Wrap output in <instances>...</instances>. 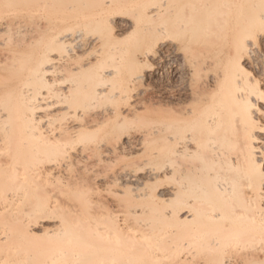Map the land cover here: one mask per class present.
Instances as JSON below:
<instances>
[{
	"label": "bare ground",
	"instance_id": "6f19581e",
	"mask_svg": "<svg viewBox=\"0 0 264 264\" xmlns=\"http://www.w3.org/2000/svg\"><path fill=\"white\" fill-rule=\"evenodd\" d=\"M22 1L0 12L25 33L0 48V264L264 255V0ZM174 65L176 104L140 98Z\"/></svg>",
	"mask_w": 264,
	"mask_h": 264
},
{
	"label": "rangeland",
	"instance_id": "374dc122",
	"mask_svg": "<svg viewBox=\"0 0 264 264\" xmlns=\"http://www.w3.org/2000/svg\"><path fill=\"white\" fill-rule=\"evenodd\" d=\"M2 1H5L4 2V4H6V6H2V7H0V12H4V11H7L8 9L10 10L11 8H13V9H16V8H18V5L20 4V2L18 3V5H17V7L15 8V7H11L12 6V2H14V1H16V0H2ZM12 1V2H11ZM22 1V0H21ZM1 2V1H0ZM7 2V3H6ZM24 1H22L21 3H23ZM3 3V2H2ZM2 3H0V6H1V4ZM9 3V4H8ZM15 3V2H14ZM13 3V4H14ZM26 3V2H25ZM35 3V2H34ZM11 4V5H10ZM36 4V3H35ZM34 4V5H35ZM97 3H93V4H90V7H94L95 5H96ZM59 5H60V3H59ZM11 7V8H8L7 9V7ZM61 7L63 6V5H60ZM35 7V6H34ZM5 8V10H3ZM19 8H20V5H19ZM28 8V7H27ZM7 9V10H6ZM4 14H6V13H4ZM25 33H22V34H20V36L19 35H17V34H15L14 33V31H9V32H4V33H2L1 35H0V48H8V47H11V46H14V43L16 44L17 42L19 43V40L21 41L22 39H23V37L25 38V35H24ZM23 36V37H22ZM18 38V39H17ZM4 45V46H3ZM1 67H2V65H0ZM174 68H177V65H174V67L172 68V71H173V74H168L167 75V77L168 78H164V75L162 74L163 72H162V70H159L158 71V73L156 74L155 73V76H153V77H151V78H149V79H145L144 81H142L138 86H137V89H136V91H139V92H141V93H143L144 91H145V93H143V95L141 94V96L142 97H140V98H144L146 101H149L150 99H151V97H154V98H152V99H154L155 100V102H158V100H160L159 102L161 103H163V104H165L166 102H168L169 101V103L171 102H173L174 104H176L177 103V101H176V97H173V96H175L176 94H177V91L176 90H178V84H177V81H176V79L174 78V70H176V69H174ZM4 69V68H3ZM1 69L2 71H0V75L2 76V78H4L2 81L3 82H1L2 83V85L4 84V83H7V84H9V81L10 80H12V79H14L15 77H16V75L18 74L17 72V74L16 75H12V74H14L12 71L10 72L9 70L7 71L6 69ZM171 71V69L169 70V72ZM247 71L248 72H250L251 74H255V69H254V67L253 66H250V65H247ZM9 72V73H8ZM160 73V74H159ZM11 75V76H10ZM14 76V77H13ZM257 76H258V72H257ZM9 77H12V78H9ZM1 78V79H2ZM8 78V79H7ZM10 79V80H9ZM166 79V80H165ZM6 80H8V82L6 81ZM168 80V81H167ZM7 84H4V86L6 87V85ZM142 84V85H141ZM2 85L0 86V97L1 96H3V97H1L0 98V101H5L4 99H5V97H7L6 95H8V92L10 91V90H8V91H6L7 89L5 88H3L2 87ZM150 85H151V87H150ZM145 87V88H144ZM148 87V88H147ZM145 90H144V89ZM152 88H154V89H152ZM9 89V88H8ZM166 89V90H165ZM174 89V90H173ZM152 92L151 93V95H149L150 93V91ZM154 91V93H153V91ZM167 90H168V92L170 91V90H172L171 91V94H173V93H175L176 92V94H174V95H170L172 98L171 99H168L167 97V95L164 93V92H166V93H168L167 92ZM143 91V92H142ZM146 91H147V93H146ZM149 91V92H148ZM4 92H6V93H4ZM11 93V92H10ZM6 94V95H5ZM152 94H154V96L152 95ZM10 96H9V100L10 99H12L13 97H14V94H9ZM151 96V97H150ZM11 97V98H10ZM8 98V97H7ZM6 98V99H7ZM147 98H149V99H147ZM174 98V99H173ZM2 99V100H1ZM153 100V101H154ZM172 100V101H171ZM8 101V100H7ZM7 101L5 102V103H7ZM12 102H13V99H12ZM2 103V102H1ZM0 103V104H1ZM4 103V104H5ZM159 103V104H160ZM161 103V104H162ZM172 103V104H173ZM3 104V105H4ZM11 104V103H10ZM2 105V104H1ZM7 105V104H6ZM13 105V104H12ZM15 108V106L13 107H11L10 105L8 106H6V108ZM12 109H10L11 111H12ZM10 111V112H11ZM13 111H16V110H13ZM12 111V112H13ZM13 115H14V112H13ZM11 117H13L12 116V114H11ZM147 121V120H146ZM148 121H149V123L147 122V123H145V124H150L151 123V121H150V119H148ZM143 125V124H142ZM100 135H96V137H98V138H100V140L102 139L101 137H99ZM92 138L93 139V141L94 140H97V141H94V142H98V141H100L98 138ZM92 139H91V141H92ZM93 142V143H94ZM126 158H124V159H120V160H117V162L119 163V161H120V163L122 164H120V166L121 167H123L124 165H127V163H129V165H128V167L127 168H130V167H132V165H136V164H134L132 161H129L128 162V160L127 159H129V158H127L126 160H125ZM126 163H125V162ZM137 161V159H134V162H136ZM125 164H124V163ZM130 162H132V163H130ZM151 162V164H153V162L152 161H150ZM118 163H116L115 162V164H117V166H115V164H112V163H108V164H106V165H104V167L103 166H100V167H102V168H109L110 167V170L112 169V167L111 166H113L114 168L116 167L117 169L118 168H120V166L118 165ZM155 163V162H154ZM124 164V165H123ZM132 164V165H131ZM151 164H149L148 166H150ZM157 164H158V162H157ZM156 165V164H155ZM261 165V164H260ZM105 166H108V167H105ZM130 166V167H129ZM153 166V165H152ZM158 166V165H157ZM157 166H155V167H157ZM115 168V169H116ZM124 168V167H123ZM150 168H151V166H150ZM153 168H154V166H153ZM261 168L263 169V172H264V165L262 164L261 165ZM100 170L102 171V172H100ZM103 170H105V171H110L109 169H101V168H97V171H99L101 174L103 173ZM114 170V169H113ZM105 171H104V173H105ZM99 173V174H100ZM104 173L102 174V175H104ZM109 173V172H108ZM105 174H107V173H105ZM128 185V187L130 186V183L129 184H127ZM157 186V185H156ZM155 186V187H156ZM184 227H188V224L187 225H184ZM11 229H12V231H14V233H16V235H18V228H16V227H11ZM117 235H119V233H117ZM121 235V234H120ZM119 235V236H120ZM119 236H117L118 238H120ZM257 237H259L258 239H257V246L258 247H260V246H262L263 244H264V230L263 231H260V232H258L257 233ZM46 240H51V238H46V239H41V238H39V239H37V242H39V243H42V242H46ZM195 240V242H197V239H194ZM36 241V240H35ZM38 243V244H39ZM196 244H198V245H200L199 244V242H197ZM196 247H197V245H195ZM200 249V250H199ZM199 249L198 248H196V250H195V252H192L191 253V255H189V257H187V258H182V256L180 257V256H178L177 258L179 259L180 258V260H178L177 258V262H174L172 259H173V257H169V258H166L165 259V261L167 260H169L170 258V262L168 261H166V262H164V260H159V261H157L156 259H153L151 256H149L148 255V253H139V252H132L131 253V255H133L132 257H131V255H130V252H125V251H123L122 249L120 250V249H115V250H108V251H102V252H99V253H97V255H95V257H92V256H89L90 257V259H87V260H85V261H83V262H81V261H78V262H75V263H73V264H113V263H116V264H131L133 261H134V264H173V262H174V264H208V262L209 261H207V258L210 256V254H208L209 252L207 251V252H205V250L203 249V251L201 250V248H200V246H199ZM134 254H135V256H134ZM137 254V255H136ZM138 254H140V255H138ZM212 254V253H211ZM130 255V256H129ZM130 257V258H126V257ZM92 257V258H91ZM121 258V257H125L127 260H124L123 258H121V261H120V259H118V258ZM118 260H117V259ZM182 258V259H181ZM203 258H205V259H203ZM211 258V257H210ZM130 259V260H129ZM131 261V262H130ZM135 261H137V263L135 262ZM171 261H172V263H171ZM250 262V263H249ZM239 263H241V264H264V255H260L259 257H257V259H252V260H249V261H247V262H239ZM239 263H235V264H239ZM133 264V263H132Z\"/></svg>",
	"mask_w": 264,
	"mask_h": 264
}]
</instances>
